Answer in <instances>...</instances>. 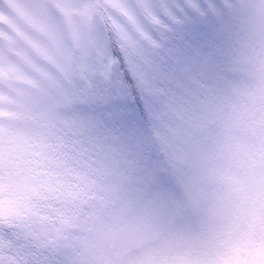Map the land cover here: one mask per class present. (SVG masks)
I'll use <instances>...</instances> for the list:
<instances>
[{"label":"rangeland","instance_id":"374dc122","mask_svg":"<svg viewBox=\"0 0 264 264\" xmlns=\"http://www.w3.org/2000/svg\"><path fill=\"white\" fill-rule=\"evenodd\" d=\"M205 2L224 0H0V251L54 237L81 248L85 264H184L181 253L212 246L225 227L238 252L261 235L264 166L248 162L264 137V0H226L217 139L186 159L172 208L138 200L119 165L86 154L68 127L102 52L152 50L179 18L171 7Z\"/></svg>","mask_w":264,"mask_h":264},{"label":"snow or ice","instance_id":"6c2138e0","mask_svg":"<svg viewBox=\"0 0 264 264\" xmlns=\"http://www.w3.org/2000/svg\"><path fill=\"white\" fill-rule=\"evenodd\" d=\"M229 7L226 0L193 9L171 7L179 18L154 49L102 52L99 71L86 73L83 87L71 98L74 113L68 127L84 152L118 164L146 205L172 208L187 175L186 159L217 139L213 125L222 118L220 92L233 30ZM261 140L249 149L255 154L249 167L264 166V137ZM255 219L261 235L246 250L238 252L241 241L225 227L212 246L181 253L184 264H264V216ZM251 227H244L242 239H248ZM0 264H85V258L66 238L62 242L50 237L26 245L11 242L0 251ZM104 264L114 261L106 259Z\"/></svg>","mask_w":264,"mask_h":264},{"label":"trees","instance_id":"16d2710c","mask_svg":"<svg viewBox=\"0 0 264 264\" xmlns=\"http://www.w3.org/2000/svg\"><path fill=\"white\" fill-rule=\"evenodd\" d=\"M113 51H117L116 47H114Z\"/></svg>","mask_w":264,"mask_h":264}]
</instances>
